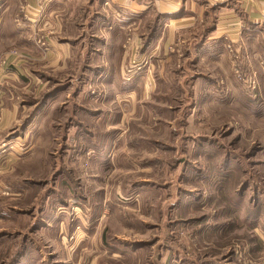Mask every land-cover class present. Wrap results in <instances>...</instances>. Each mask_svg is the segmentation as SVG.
<instances>
[{
    "label": "rangeland",
    "instance_id": "374dc122",
    "mask_svg": "<svg viewBox=\"0 0 264 264\" xmlns=\"http://www.w3.org/2000/svg\"><path fill=\"white\" fill-rule=\"evenodd\" d=\"M72 5L59 14L73 17ZM6 10L14 24H5L0 67L19 73L0 91L19 97L7 106L22 118L7 128L4 158L20 142L35 148L0 170V210L25 215L4 221L10 237L0 244V264H12L19 230L57 212L59 223L70 224L61 202L74 195L85 209L73 217L91 239L69 254L55 250L57 264H264V27L253 29L262 37L246 39V48L229 45L221 61L197 64L189 42L173 44L167 56L147 55L148 65H128L125 78L115 73L101 88L78 82L81 73L46 72L50 17L31 23L24 0ZM89 32L79 31L75 42L88 45ZM38 111L47 116L37 134L21 130ZM18 182L22 198L3 193ZM55 234L33 245L46 254L39 264H54L48 242ZM117 240L133 244L132 252Z\"/></svg>",
    "mask_w": 264,
    "mask_h": 264
},
{
    "label": "crops",
    "instance_id": "0c3cea01",
    "mask_svg": "<svg viewBox=\"0 0 264 264\" xmlns=\"http://www.w3.org/2000/svg\"><path fill=\"white\" fill-rule=\"evenodd\" d=\"M21 2L23 0H5L4 4H0L1 43L7 37L5 24L13 23V18H7L10 16V11L6 8H13L17 11ZM24 4L29 5V8L32 9L30 19H28L31 23L38 24L37 20L43 22L44 14L46 17H50L53 24L50 32L53 36L46 37L49 48L46 49L45 55L51 63V65H47L49 69L46 72L51 73L53 77L56 73H75L77 77L78 73H81L79 79L77 78L78 82H87L90 85L89 81L92 79L101 88L104 87L105 81H108L110 85L109 81L116 78L115 73H119L120 79H123L125 78L124 72L128 67L133 65L132 70H141L144 64L148 65L147 55L155 56L161 51V55L167 56V51L173 44L180 46L189 42L190 52L188 55L197 64H206V59L221 61L228 55L229 45L246 48L245 41L249 38L259 40L262 37V33L257 34L258 30L253 29L264 27V0H24ZM71 4L76 6L74 16H61L59 12L65 13L64 7H70ZM48 13L50 16L47 15ZM63 24L72 25L71 30L63 27ZM15 29L17 32L20 30L16 25ZM79 31L86 33L90 31L86 39L89 41L88 45L84 40L79 43L75 42L79 38L75 39L80 34ZM126 47L129 48L128 54L125 53L124 48ZM129 50L132 57L136 55V58L133 57L130 61L128 59ZM85 51L88 54L87 61L83 60ZM74 53L77 55L76 58ZM3 54L4 51L1 49L0 56ZM122 54L125 57L121 56ZM126 66L128 67L126 68ZM9 67H0L1 74L5 73L4 75L0 74V84L1 79L4 80L0 88L4 87L5 90L6 87H13L10 82L16 79V74L19 73V70H9ZM51 80L47 79V81ZM133 95L129 94L131 100H133ZM7 96L9 98L5 97V92L0 91V170L11 163L16 167L35 148L33 144L21 148L20 142L17 143L18 145H13V156H8V159L4 158L7 156V150H3L8 143L5 138L7 128L14 127L17 122H21L22 118L20 108L14 107L16 110L11 109V111L7 106L14 104L15 101L17 104L19 97ZM45 98H50L49 101H51L54 97L47 94ZM46 116V112L31 113L21 130L30 132V134L31 130H36L37 134L38 125ZM82 129L83 132L87 131L84 127ZM18 134L15 137L21 136L19 132ZM9 141L11 142V140ZM22 149L29 150L23 152ZM21 183L12 184L9 188L5 187L8 191L7 195L12 194L15 200L22 198L26 188H22ZM28 196L30 197L29 192ZM80 199L79 195H74L70 203L61 202L64 205L63 210L70 208L69 212L73 221L77 222L76 224L73 225V221L70 224L67 221L68 225L58 222L61 215H58L57 211H60L61 208L60 210L56 209L57 213L41 219L36 225H29L27 228L19 230L15 235V244L19 242L22 246L18 245L17 253H14L10 263L39 264L38 260L45 263L46 254L33 245L37 244V240L43 241L44 237L54 235V233H56L55 238L48 242L49 260L54 264L60 263V261H56L59 256L55 254V250L61 249L69 254L72 245L78 247L85 241L89 242L91 237L84 231L90 229L80 224L79 217H73V214L83 213V207L85 209V205L80 202L82 201ZM70 213L67 212L65 215L68 217ZM23 215L17 208L8 207L0 210V224L2 223L0 225V244L10 237L6 234L8 227L5 229L4 221L16 218L19 220ZM29 230L31 235L28 237L24 231ZM117 241L121 244L122 250L128 253L132 252L133 244Z\"/></svg>",
    "mask_w": 264,
    "mask_h": 264
},
{
    "label": "built area",
    "instance_id": "2783aa9c",
    "mask_svg": "<svg viewBox=\"0 0 264 264\" xmlns=\"http://www.w3.org/2000/svg\"><path fill=\"white\" fill-rule=\"evenodd\" d=\"M5 192V193H4ZM3 193L5 194V195H7L8 194V191L5 189V188H3ZM77 214V213H76Z\"/></svg>",
    "mask_w": 264,
    "mask_h": 264
}]
</instances>
